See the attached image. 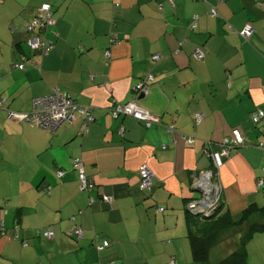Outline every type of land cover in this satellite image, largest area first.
Wrapping results in <instances>:
<instances>
[{
	"label": "crops",
	"instance_id": "0c3cea01",
	"mask_svg": "<svg viewBox=\"0 0 264 264\" xmlns=\"http://www.w3.org/2000/svg\"><path fill=\"white\" fill-rule=\"evenodd\" d=\"M44 4L55 21L47 55L29 47ZM246 24L247 41L239 35ZM196 46L202 61L193 58ZM149 75L138 102L134 87ZM54 90L90 108L86 133L79 115L54 132L11 117ZM0 98L8 110L0 109V264H201L192 259L185 215L200 199L194 179L208 171L223 209L238 215L253 203L263 210L248 222L264 223V189L256 186L264 121L250 119L264 111V0H0ZM133 100L149 113V127L111 114ZM234 131L244 145L215 168L205 153H219L217 143ZM75 159L94 184L88 192ZM143 167L153 174L146 192L138 187ZM15 226L19 238L8 239ZM102 240L110 245L98 251ZM245 246L246 264H264V228Z\"/></svg>",
	"mask_w": 264,
	"mask_h": 264
},
{
	"label": "built area",
	"instance_id": "2783aa9c",
	"mask_svg": "<svg viewBox=\"0 0 264 264\" xmlns=\"http://www.w3.org/2000/svg\"><path fill=\"white\" fill-rule=\"evenodd\" d=\"M171 1V0H169ZM119 4L118 2L114 1L113 6L117 7ZM210 16L215 15L214 8H211L209 12ZM55 21L52 19V12L50 5L44 4L39 9L37 15L35 16L34 20H32L30 29L41 28L44 29L47 26L54 25ZM196 28V23L193 21L190 25L189 29L193 30ZM253 33V29L249 24H246L239 35L245 41L249 40ZM113 38V37H112ZM29 46L33 50H41L43 55H47L51 48L52 42H42L39 39H33L29 41ZM193 58L198 61H202L205 57V51L201 46L195 47L193 50ZM104 56L107 58L109 56L108 52H105ZM159 55H153L151 60L153 62L159 59ZM18 67H22V65H18ZM152 82V77L149 75L144 80L138 82L134 87V92L139 94L146 95L149 91V84ZM4 100L0 99V109H4ZM111 114L114 118H119L121 116H130L135 118L136 120L143 123L145 127H149L151 124V117L149 113L142 108H140L135 100L131 102H127L125 104H115L111 108ZM11 117H13L17 121H24L30 124L31 126L43 129L45 131L54 132L58 127L63 124H71L72 121L75 119L76 115H79L83 118L82 123V131L81 133H86L87 126L93 121L91 116V110L88 107L77 105L73 102V100L67 96L66 94H62L59 90H54L51 94L43 96V97H36L32 100L31 109L27 113H10ZM250 119L253 125H258L259 123L264 121V111L261 109H256L254 112L251 113ZM201 116H197L196 123L200 122ZM122 130H119V134ZM187 143H192V139H186ZM220 152L219 153H208L206 152L205 155L213 160L214 167L220 166V158L222 156H226L228 154V150L230 148H238L244 145V137L238 131H234L230 138H226L221 142L217 143ZM164 148V146H161ZM258 148L264 150V146L262 144L258 145ZM73 166L77 171L78 181L80 183V190L83 192L90 191L94 184L91 179H89L85 173L82 166V162L79 159L73 160ZM264 173V168L262 169ZM196 184H204L206 188V199L207 203H205L206 208L208 211H203L204 215H209L216 205L219 202V190L212 185V183H207L206 180L201 181L198 177L194 179L193 185ZM153 186V174L147 168L143 167L139 172V190L142 192L149 191ZM256 186L258 189H264V176L259 177ZM103 202L110 204L112 199L104 196L102 197ZM195 201H190L187 206L190 209L195 210L199 209L200 211L203 210L202 208H198L194 205ZM159 212L163 211V208H158ZM0 231L2 235H5V231L3 230L2 226L0 225ZM10 236H7L8 239H18L19 238V228L15 226L12 230ZM72 233H74L77 237L82 236V230L79 227H73ZM46 240H52L54 237V233L51 230H44L42 234H40ZM24 246H27L26 243H23ZM108 240H102L100 244L96 246L98 251H101L109 246ZM169 264H177L174 259L170 261Z\"/></svg>",
	"mask_w": 264,
	"mask_h": 264
},
{
	"label": "trees",
	"instance_id": "16d2710c",
	"mask_svg": "<svg viewBox=\"0 0 264 264\" xmlns=\"http://www.w3.org/2000/svg\"><path fill=\"white\" fill-rule=\"evenodd\" d=\"M52 27L53 25L44 29H31L35 34L32 38L49 42L46 35ZM1 110L8 111L6 106ZM262 210L263 208H258L252 203L240 214L232 215L227 209H223L221 203H218L209 215H194L186 211L185 219L189 230L188 237L193 262L201 264H246L245 243L255 232L264 228L263 222L249 223L248 218L253 213ZM242 228L240 233H234ZM43 231L38 232V234H42Z\"/></svg>",
	"mask_w": 264,
	"mask_h": 264
},
{
	"label": "water",
	"instance_id": "95a60500",
	"mask_svg": "<svg viewBox=\"0 0 264 264\" xmlns=\"http://www.w3.org/2000/svg\"><path fill=\"white\" fill-rule=\"evenodd\" d=\"M145 97L143 96V94H139V97L136 99L138 102L142 101ZM213 176L212 172H205L204 174L200 175L199 178L201 179V181L203 180H206L207 183H211L212 179L211 177ZM193 188H194V191L198 192L200 194V199H196V200H190V201H195L194 205L196 207H200L202 208L203 210H192L189 208V206H186V210L188 212H190L191 214H194V215H201L203 213V211H208V208H206V205L205 203H207V199H206V188L204 186V184H196V185H193Z\"/></svg>",
	"mask_w": 264,
	"mask_h": 264
},
{
	"label": "rangeland",
	"instance_id": "374dc122",
	"mask_svg": "<svg viewBox=\"0 0 264 264\" xmlns=\"http://www.w3.org/2000/svg\"><path fill=\"white\" fill-rule=\"evenodd\" d=\"M201 215H204V213H202ZM243 230V228L242 229H240V231H238V230H236L234 233H240L241 231ZM251 244H253V243H251ZM250 243H248V245H247V249H250V248H252V247H250V246H253V245H251ZM246 247V246H245Z\"/></svg>",
	"mask_w": 264,
	"mask_h": 264
}]
</instances>
